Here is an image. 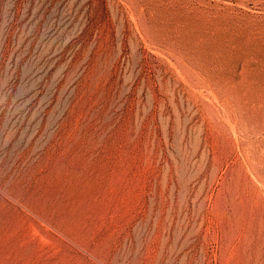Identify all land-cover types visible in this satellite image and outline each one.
I'll return each instance as SVG.
<instances>
[{"label":"rangeland","instance_id":"1","mask_svg":"<svg viewBox=\"0 0 264 264\" xmlns=\"http://www.w3.org/2000/svg\"><path fill=\"white\" fill-rule=\"evenodd\" d=\"M0 264H264V0H0Z\"/></svg>","mask_w":264,"mask_h":264}]
</instances>
